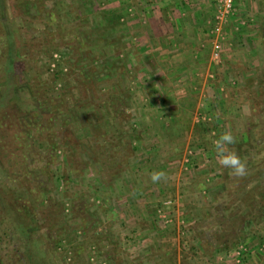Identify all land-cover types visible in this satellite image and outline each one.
<instances>
[{"label": "rangeland", "instance_id": "1", "mask_svg": "<svg viewBox=\"0 0 264 264\" xmlns=\"http://www.w3.org/2000/svg\"><path fill=\"white\" fill-rule=\"evenodd\" d=\"M216 15V0H0V51L14 41L19 56L0 71V144L13 142L0 194L10 201L18 185L35 237L47 233L34 252L13 235L17 248L41 264H264V0ZM23 129L29 161L14 145ZM226 131L247 160L242 178L218 163ZM50 136L80 151L46 158ZM154 170L168 178L153 183ZM11 215L1 231L15 229ZM60 219L68 236L54 250ZM3 240L0 264H26Z\"/></svg>", "mask_w": 264, "mask_h": 264}, {"label": "trees", "instance_id": "2", "mask_svg": "<svg viewBox=\"0 0 264 264\" xmlns=\"http://www.w3.org/2000/svg\"><path fill=\"white\" fill-rule=\"evenodd\" d=\"M47 43L49 44V49H51L52 51H59V49H61L63 47L60 44V42H57V41L55 42V39L53 40L52 38L50 39V41L48 40L46 42V44ZM80 46H84V44L80 45L78 43L77 44V48L78 49L81 48ZM15 50L16 49H15L14 41L13 42L12 41L9 42L7 40V46L3 47L2 50L0 51V71L1 70H6L7 64L9 62L10 57H13V58L15 57V58L18 59L19 56L17 55V53L14 52ZM51 57H52V55H51ZM17 59L14 61L15 68L19 64V61ZM53 60H55V59H53ZM57 65L58 66H62L64 64H62L61 60H59ZM63 69H64V67L62 66L61 68L56 70L57 78L58 77L61 78V77H63L66 74V73L63 72ZM46 101L48 103H50L52 106L54 105L50 100L49 101L46 100ZM52 101H55L54 97H52ZM60 103L62 104L61 107H64V105L66 104L64 102V100L63 101L60 100ZM108 106H110V105L108 104ZM12 107L15 108L16 113H17V111H19L16 106H12ZM1 111H4V110H2V109L0 110V115H2ZM57 111L60 112L61 109L57 108ZM57 111H54V112H56L55 114H57ZM69 111L73 112V107H71V108L69 107ZM21 116L22 115H20V117ZM6 117L7 116L5 114H3L2 116H0V120L4 119ZM19 118H17L18 123L21 125V127H23L25 119L23 118V120H22L23 122H21L19 120ZM25 123H26V121H25ZM67 124H69V122H66V129L65 130H61V132L64 133V136H65L66 139L69 138L70 141H73V139H71V138H73V136H75V135L71 133L72 132L71 131V127L68 126ZM3 125H6V123L5 122H0V126H3ZM37 126H39V123L36 122V127ZM63 126H65V125H63ZM21 133H23L25 135L24 136L23 135L19 136V134H14V139H17V140H14V142H15L14 145H18L19 146L22 158L25 159V160H28L29 157H28L27 153H29L30 148H31L30 137L28 136L27 132L24 129L21 131ZM39 134H41V132H39ZM1 142L2 141L0 140V143ZM11 143H13V142L11 141ZM10 144H9V146H7L6 141L4 142V144H0V154L2 153V151L4 149L5 150L4 153L9 151L10 155H11L12 154V152H11L12 150L10 149V147H11ZM64 144L68 147V149H72V150L75 149L78 152L80 151L78 141L75 139V137H74V142L73 143L70 142V143L67 144V142L62 141V138L56 139L53 136H50V138L48 140V143L46 144V150L48 151L47 154H46V158H49V159L55 158L57 150L62 148V145H64ZM246 155H247V153H246ZM248 155H250V154H248ZM248 164L251 165L252 167L256 165V161H254L253 157L251 158V160L248 161ZM0 166H1V163H0ZM4 169H7V168L4 167ZM7 170L9 171V169H7ZM9 172L13 173V171H11V170ZM10 178H12L13 180L15 179L13 177V175ZM18 180H19V178H17L16 181H18ZM17 186L18 185H16V184H14V186L13 185H7V189L5 190V192H6L5 194L10 196V201H8L7 199H3L1 194H0V212H1L0 213V217H2V216L3 217H8V215H11L10 213H12L13 215H11V216H13V219L11 221L14 223L13 226L15 227V229L10 231V232L8 230H5V231L2 230L1 231V229H0V249L3 247V242H4L3 239L4 238L6 240L10 241V244H11L12 241L15 240L13 235H17L18 234V236H17L18 240L21 241L26 246H28L29 249L31 247H33L34 244L38 245V242H37L38 239H39L38 241H42L43 239H46V237H47L46 236L47 235L46 231L41 233L40 236L38 237V239L35 237L36 233L41 228H38L39 227L38 223H36V224H32L31 223V221H33L32 218H31L32 217L31 215L32 214H36L37 210H36V208L34 206H31V205L29 206V205L26 204V201H28V200L22 194V189L21 188H20V190L16 189ZM17 190L19 191L18 193H17ZM43 195H44L43 193H40L38 195V197L40 196L41 198H43ZM49 197H50L49 200H45V201L46 202L49 201V202L52 203L54 200H52L53 199L52 196H49ZM60 220H62V219H60ZM36 222H38V221H36ZM61 222H62L61 223V228L65 229V231H64L65 233L63 232V234H62V232H60L59 230H57V231H53V230L51 231L50 230L51 233L49 235L53 238V243L54 244H52L53 245L52 248L54 250L59 249V248L62 249L61 246L64 245V244H62L63 240L65 238H67V236H68L67 235L68 234V229H67V226H66V222H64V220H62ZM16 245H17V242L14 241V243H13L14 250H12L14 252V255H16L20 259H26L28 257L29 260L27 262H25L26 264H39V263L41 264V262H39V261H41V258L31 256V254L30 255L26 254V249L17 248ZM39 248H41V247H39ZM31 250L35 251L36 250L35 246ZM64 251H66V249ZM47 263L48 264H50V263L53 264L52 259L49 260L47 258L46 261L44 260L43 264H47Z\"/></svg>", "mask_w": 264, "mask_h": 264}, {"label": "clouds", "instance_id": "3", "mask_svg": "<svg viewBox=\"0 0 264 264\" xmlns=\"http://www.w3.org/2000/svg\"><path fill=\"white\" fill-rule=\"evenodd\" d=\"M235 143V136L231 131H226L213 141V146L216 155L219 157V165L229 169L230 176L242 178L248 174L247 160L243 159L235 150L229 147ZM167 178L166 172L162 170H154L150 173V179L153 183H159Z\"/></svg>", "mask_w": 264, "mask_h": 264}, {"label": "built area", "instance_id": "4", "mask_svg": "<svg viewBox=\"0 0 264 264\" xmlns=\"http://www.w3.org/2000/svg\"><path fill=\"white\" fill-rule=\"evenodd\" d=\"M217 5V21L219 24L223 23L225 20H227V17L232 13L235 5V0H216ZM220 46L218 44L215 45V48L213 50V57L218 59L219 58V50Z\"/></svg>", "mask_w": 264, "mask_h": 264}, {"label": "crops", "instance_id": "5", "mask_svg": "<svg viewBox=\"0 0 264 264\" xmlns=\"http://www.w3.org/2000/svg\"><path fill=\"white\" fill-rule=\"evenodd\" d=\"M179 37H180V36H178V37H174V39H176V41H179ZM180 38H181V37H180ZM189 40H190V39H189ZM180 45H181V43H180ZM187 49H188V48H187ZM187 49H186V50H187ZM185 53H186V52H183L182 55H186ZM134 197H135V199H136V198H137V195H136V196H132L133 200H134Z\"/></svg>", "mask_w": 264, "mask_h": 264}]
</instances>
